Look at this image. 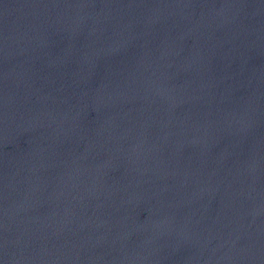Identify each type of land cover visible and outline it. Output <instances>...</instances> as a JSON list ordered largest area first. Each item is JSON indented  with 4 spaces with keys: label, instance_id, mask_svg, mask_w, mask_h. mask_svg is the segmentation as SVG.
Masks as SVG:
<instances>
[{
    "label": "water",
    "instance_id": "95a60500",
    "mask_svg": "<svg viewBox=\"0 0 264 264\" xmlns=\"http://www.w3.org/2000/svg\"><path fill=\"white\" fill-rule=\"evenodd\" d=\"M0 264H264V0H0Z\"/></svg>",
    "mask_w": 264,
    "mask_h": 264
}]
</instances>
